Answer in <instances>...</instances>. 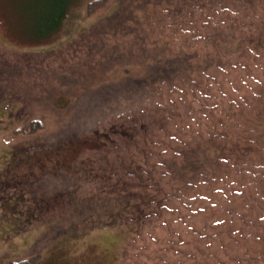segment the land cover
<instances>
[{
  "label": "rangeland",
  "instance_id": "rangeland-1",
  "mask_svg": "<svg viewBox=\"0 0 264 264\" xmlns=\"http://www.w3.org/2000/svg\"><path fill=\"white\" fill-rule=\"evenodd\" d=\"M92 1L0 0V264H264V0H125L121 20L106 17L116 0L90 14ZM152 46L193 54L149 92L137 76L105 81ZM208 58L220 64L199 67ZM85 111L128 139L114 135L83 169L36 182L16 166L13 149L40 143L22 136L26 122L43 116L52 141ZM106 161L114 174L98 168ZM75 186L95 200L134 188L160 203L139 227L126 216L94 228L93 204H3L22 188L33 202Z\"/></svg>",
  "mask_w": 264,
  "mask_h": 264
},
{
  "label": "trees",
  "instance_id": "trees-1",
  "mask_svg": "<svg viewBox=\"0 0 264 264\" xmlns=\"http://www.w3.org/2000/svg\"><path fill=\"white\" fill-rule=\"evenodd\" d=\"M109 1L110 0H93L92 2L89 3L88 13L92 14L99 7V5L101 6L108 5ZM69 3L70 1H67L63 5V9H62L63 12L60 14L61 19H63V17L65 16L66 7H68ZM114 7L115 9L112 12L108 13L106 17L112 18L114 16H118V19L120 20L124 19L125 18V16L123 15L124 11L123 12L121 11L123 7L124 8L127 7V5L125 4V0H116ZM48 31H50V29ZM136 49L138 50V48ZM159 49L160 48L158 47L152 46L150 49H146L147 53L143 54L141 52L140 54L143 55V61L140 63L141 65L140 64L129 65L125 63L118 64L117 62V70L115 71L114 76L113 77L111 76L110 78H106L105 81L113 82L112 80H114L117 77L137 76L139 77L137 81L139 85L144 90H147L149 92L155 88L154 84L164 81L168 82L172 80V75H176L178 73V70H180V67H182V65L185 64L188 61L189 57L192 56L193 54V53L189 54L188 52L180 48L179 50H174V52H170L167 53L166 55H163L162 53L159 52ZM134 51L135 50L133 47L131 49V52ZM216 60L214 58H208V60L200 64L199 67H210V65L214 61H216L215 64L217 63L220 64V60L219 59ZM178 62L180 63L178 64ZM162 64H165L164 65L165 67L163 66L161 70L160 65ZM190 64H186L185 66H190ZM192 65L194 64H191V66ZM158 72H165L164 76L161 78L160 76H158ZM149 78H151L150 81L148 80ZM136 95H137L136 98L134 97L135 99H138L140 96L145 98L144 94H136ZM109 99H113L112 94H110L109 97L107 96H105V98L103 97L104 100L103 103L105 102V100H109ZM117 108H119V106ZM82 115L84 117V120L82 122L80 121L79 123H76V125L74 126H69L70 129L67 133L62 132L59 135V137L57 136L52 138V141H48L47 137L49 135H47V133H49V131L47 128L49 125H48V121H44L43 116L39 117L38 119L26 122L25 125L23 126L22 129L23 131L21 132L23 133L22 136L26 134V136L29 137L28 140H30V138H35L40 143L38 144V146L37 145L35 146L31 142L28 149L21 148L20 151H16V149H13V151L19 154L20 158H22V159H18L16 166L21 167L23 163L26 164L27 166L25 165L26 166L25 170H29L31 171L30 173H33L35 175L36 178H34V180L36 182V180L44 178L46 176L59 174L63 169H65L66 171H70L71 169L73 170L83 169L86 158L91 156L90 153L95 155L96 153H98L100 147H102L104 144L106 145L109 141L117 142L116 138H114V135L118 136L122 140L128 139L127 132L126 131L119 132L118 131L119 129L115 125V122L110 126H107V123H109V119H107V121L102 120L103 123L99 122L97 123V126L94 124L95 127H93L92 125L89 124L90 121H92L90 119L91 112L85 111ZM101 124H103V127L101 126ZM44 134H46L47 136L45 135L43 138H41ZM112 136L113 138H111ZM95 139L98 140V143L93 142ZM32 147H35V150L39 149V152L38 153L30 152V150L33 149ZM15 157L16 155L14 153L12 159L14 165L16 160ZM101 157L106 158V156H101ZM106 162H105L106 164L103 163L102 165H99L98 168L107 174H108V170L110 171L111 175L114 174L115 171H117L118 167L113 165V162L111 161H106ZM119 164L121 167L125 165L122 162H119ZM190 164L194 169H196L198 166L201 165V162L200 160L198 161V159L196 158H192ZM143 168L144 166L137 164V168L135 170L138 171V170H142ZM95 175L98 174L95 173ZM138 176L141 179L143 178L146 179L145 176H141L140 174ZM11 178L14 179V181L11 180L13 182L12 184H14V182L18 183L19 178H17L15 175H12ZM186 180L187 178H185V181ZM4 187L6 188L7 185L4 184ZM30 191H32L31 193H35L36 196L37 191L35 189H30ZM111 191L113 192V194H100L98 199L95 200V195H97V193L93 192V190L91 191L83 190V189L79 190V187L75 186L70 190L63 189L59 191H54L49 195L45 194L44 198L42 195H40V197L43 198L40 201L36 200L37 199L36 197H33V199L31 200L33 202H30L26 196V192L28 191L26 190V188L25 189L22 188L20 191L11 194L13 195L12 197L11 195L5 196V194H3L2 199L4 201L3 204L8 202L5 200L9 198L13 200L10 204H21L22 202L23 203L27 202L26 204H34L35 202V204L47 205L53 203V200H57L60 198H63L65 200L67 198V200L69 201H73L74 199L77 203H81V204H93L92 206H88V207L85 205V208L86 207L88 208L85 214L86 219L90 220L89 226L91 228L102 225L108 226L112 224H117L119 222L118 219L121 218L123 219L126 216L133 219L136 222L134 224L135 227H139L141 226L142 222H145L146 220L145 217L149 215H153V211H155V209L152 207V204L150 203L152 201L159 202V198L155 194L150 193V191L148 190H147L148 192H144L142 190L138 191L137 189L134 188H132L131 190H128V188L125 189L121 188V189H114ZM28 193L30 194V192ZM141 202L142 203L145 202L147 204L144 203L142 204ZM14 264H34V260L32 258H24L21 261Z\"/></svg>",
  "mask_w": 264,
  "mask_h": 264
}]
</instances>
